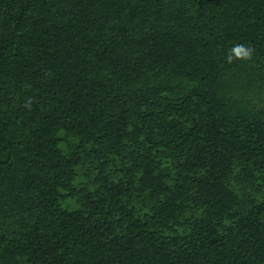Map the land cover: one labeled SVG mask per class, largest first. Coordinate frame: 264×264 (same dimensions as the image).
Masks as SVG:
<instances>
[{"label": "trees", "instance_id": "obj_1", "mask_svg": "<svg viewBox=\"0 0 264 264\" xmlns=\"http://www.w3.org/2000/svg\"><path fill=\"white\" fill-rule=\"evenodd\" d=\"M0 264H264V0H0Z\"/></svg>", "mask_w": 264, "mask_h": 264}, {"label": "clouds", "instance_id": "obj_2", "mask_svg": "<svg viewBox=\"0 0 264 264\" xmlns=\"http://www.w3.org/2000/svg\"><path fill=\"white\" fill-rule=\"evenodd\" d=\"M254 49L245 44H235L230 49L226 56L227 62L233 61H251L254 55Z\"/></svg>", "mask_w": 264, "mask_h": 264}]
</instances>
